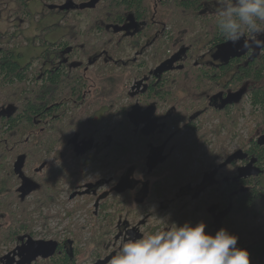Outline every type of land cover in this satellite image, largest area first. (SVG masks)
I'll return each mask as SVG.
<instances>
[{"label":"flooded vegetation","instance_id":"af4514ba","mask_svg":"<svg viewBox=\"0 0 264 264\" xmlns=\"http://www.w3.org/2000/svg\"><path fill=\"white\" fill-rule=\"evenodd\" d=\"M17 1L14 0L16 8L11 14L20 24L11 32L0 33V54L4 52L3 50L11 52V62L26 74L24 78L26 86L36 83L37 86L44 88L49 78L48 74L55 71L64 72L67 76H59L66 84L64 90L60 88L61 92L58 91L54 98L52 116L47 119L46 116L39 115L34 121L33 130L37 131L38 137L35 143L41 154L38 165L29 166L25 154L20 151L15 152L17 155L13 159V144L3 138V131L0 130V177L3 175L14 177L8 184L0 186V195H12L16 201L23 203L32 200L33 195L37 193L43 194L44 185L48 180L49 183L52 181L54 186L52 192L54 202L48 207H42L36 215L38 219L31 221L27 228L23 229L21 225L12 227L11 221L6 220L5 215L0 213V234H5L0 235V264H107L108 254L120 246L125 233L140 237L157 229L163 230L165 226L159 224L153 215L157 217L164 215L168 218V223H175L177 226L184 223L190 226L204 223L206 234L213 236L221 228L235 236L243 230L241 232L243 234L237 236V247L249 253L250 264H264V215L255 222L256 231L261 229L257 234H254L252 220H246L245 228L239 229L240 222L234 218L236 215L234 201L246 190L244 186L238 187L239 181L258 176L255 174L258 171L256 163L251 159L245 162L237 161L240 158H233L234 155L242 158L245 154L234 149L232 152L228 151L229 156L220 159L218 164L207 166L205 156L211 146L204 144L193 154V163H196L195 154L202 150V159L195 173H190L192 163L189 166L190 176H186L181 186L172 187L165 197L155 194L158 184L156 181L160 178L156 176L157 166H154V163L172 154V139L184 136H187L188 140L194 139L198 132V122L195 121L194 129L183 126L177 132L174 125L168 128L172 112L170 106L160 105L155 108L153 104L143 105L140 101V97L149 87L151 77L138 79L132 77L118 84L116 78L119 72L123 73L126 65V59L123 60L120 55L113 57L108 50L101 49L86 59L82 57L74 48L76 41L74 24L78 21L76 15L79 8L75 3L65 2L64 5L72 10L65 12L61 11L64 5L62 6L59 0L57 4H49L46 0H29L26 3V12L29 14L25 13L24 18H20L15 15L18 9ZM37 1L42 4L41 15H46V12L50 14L46 24L52 18L57 21L44 26L40 33L33 37L32 42L36 43L41 51L36 57L24 60L21 47L27 38L22 33V26L29 17H32L31 4L34 5L38 3ZM204 8V12L214 13L213 10H208V4H205ZM66 17H72L73 20L68 21ZM86 24L87 21L85 26ZM85 26L79 27L81 31L85 30ZM138 27L140 25L128 15L125 25L117 31L122 36H131ZM61 31L65 33L62 34ZM52 35H57L54 40L51 38ZM40 37L47 41L46 46L39 43ZM68 39L73 40V43L65 45ZM232 47L234 48V45L228 41L219 44L202 52L198 62L220 66L232 58L228 57L233 54ZM129 51L133 52L135 58L142 56L141 53L130 49ZM237 52L242 54L246 51ZM167 54L172 58L175 53L169 50ZM206 56L211 57V60L203 61ZM37 57V60L34 59ZM137 63L140 64V61ZM171 65L166 63L161 68H169ZM114 67L115 70L109 71ZM109 73H112L111 76ZM4 79L0 72V128L3 127L1 124H4L5 130L8 129V121L17 114L15 107L17 104L10 99L6 90L10 85ZM108 80L115 83L117 91L113 93L110 91L109 87L112 84H108ZM97 81L102 83L105 81L101 89L98 88ZM74 82L80 83L79 97L78 90L72 85ZM114 94L121 99L117 103V115L110 121V126L117 123L118 146L115 159L117 171L123 172L108 181L98 178L91 182L89 179L100 172L99 170L95 174L90 173L95 157L97 160L108 159L107 152L111 139L108 135L109 123L105 114L107 112L105 100ZM214 96L209 98V104L221 108L226 102L234 101L237 95L228 89L225 93L218 91ZM125 106L130 107L126 118L121 114ZM79 114L85 119L81 124H78L76 118ZM192 118L195 117H191L190 121L194 120ZM53 122L57 124H52ZM62 130L67 132L63 139L60 134ZM93 131L96 133L94 137ZM30 135L31 133L27 132L19 145L16 144L25 147L31 142ZM50 136H53L54 140H48ZM177 158L182 160L183 155L177 154ZM199 168H203L204 171L196 177ZM35 173L38 174V178L32 176ZM66 179H70L69 184H63ZM77 179L79 181L75 183ZM114 180L117 182L115 186L99 191L102 184L108 187V183ZM173 184L174 181H170L169 185ZM227 187L231 189L227 190L228 198L231 200L228 205L221 206L217 201L209 202L208 195L212 190L216 191L215 195L221 196ZM49 189L46 188L47 191ZM114 195L119 201L117 206L111 203ZM10 207L14 209L19 206L18 203H14ZM116 209L119 211L116 219L110 220L108 218L110 212ZM256 247L261 249L257 253L254 251Z\"/></svg>","mask_w":264,"mask_h":264},{"label":"trees","instance_id":"16d2710c","mask_svg":"<svg viewBox=\"0 0 264 264\" xmlns=\"http://www.w3.org/2000/svg\"><path fill=\"white\" fill-rule=\"evenodd\" d=\"M29 0H18V9L15 15L24 18L26 12V3ZM65 2H73L79 8L77 14L84 17L87 21L85 30L79 28V21H76V41L74 48L82 54L86 59L90 55L93 56L101 49L108 50L110 56L125 53L132 50L141 53V57H129L126 59L123 73L119 72L116 78L124 76L121 81L134 78L151 77L148 82V89L140 97L143 105L153 104L155 108L160 105L170 106L172 109L170 126H176L177 132L183 126L194 129L198 122V132L194 139L188 140L187 136L178 139H172V154L163 158L157 164L156 176L160 180L156 181V191L154 192L161 197H165L169 190L173 187L181 186L189 173V166L194 162L193 154L204 144L210 145V149L205 156L206 165L218 164L220 159L229 156L226 147V141L230 137L236 136V111L241 105L243 98L248 96L250 111L256 119V131L259 132L250 137L246 142L241 143V150L244 157L237 159L242 162L252 160L258 168V176L244 178L246 180L239 181L238 187H246L234 201L235 216L234 218L240 222L239 229L245 228V221L252 220L254 234L256 231V221L262 219L264 215V48L257 51H248L230 58L220 66L202 64L198 62L202 52L213 49L215 46L226 42L222 34L218 30V16L215 13L204 12L205 0H64ZM64 4H62L63 6ZM154 9V10H153ZM70 9L65 5L61 7V11L68 12ZM47 11V9H44ZM72 11V10H70ZM128 15L133 17V21L138 23L140 27L131 36H122L117 31L122 28ZM68 18V19H67ZM68 21L73 18L66 17ZM71 23V22H69ZM168 28V29H167ZM247 38V37H246ZM39 43L43 46L47 45V41L39 38ZM73 40L68 39L65 45L72 44ZM64 45V46H65ZM171 50L173 56L180 54L178 59L169 67L161 68L171 59L167 52ZM0 54V72L4 75V81L9 83L7 87L10 99H12L17 107V114L12 116L8 121V129L3 131L4 137L8 142L13 144L12 158L16 157V151L25 154L27 164L36 166L41 161L40 148L36 146L38 137L34 126V121L39 115L50 118L53 112L54 98L58 91H63V78L59 76H67V74L52 72L48 74L46 86L41 88L37 84L26 86L24 71L19 69L16 64L11 62V52L3 50ZM172 56V57H173ZM34 59H38L34 58ZM140 61V64L137 62ZM137 67L139 69H137ZM111 69H116L110 68ZM137 69V70H136ZM37 77V75H34ZM115 80V82H116ZM27 81L28 78H27ZM60 81V83H58ZM122 84V83H121ZM75 89L78 90L77 96H80L81 89L78 87L79 82H74ZM28 87V88H27ZM61 88V90H59ZM187 89L188 95L184 97L178 96L179 90ZM230 89L234 91L236 99L226 102L223 107L216 108L209 104V98L214 96L218 91ZM217 97V96H214ZM121 99L120 96L110 95L105 104L107 112L109 128L108 135L111 144L108 148V159L97 160L96 157L91 164L90 173L95 174L100 170L115 169L113 159L117 153L116 124L110 126V121L117 115V103ZM7 104L9 101L6 102ZM12 107V106H11ZM14 107V106H13ZM130 109L125 106V110L121 113L126 118V114ZM118 112V111H117ZM209 115H218L221 119L220 123L213 124L209 129H204V117ZM194 119L190 121L191 117ZM83 115L76 116L78 124L84 122ZM208 117V118H209ZM4 122V121H3ZM2 123V122H1ZM52 124H57L53 122ZM225 131V135L222 133ZM31 133L27 145H19L26 133ZM87 132V131H85ZM227 133L230 137H227ZM62 139L67 132H60ZM95 136V131L92 132ZM259 136V137H258ZM54 140L53 136L48 140ZM34 141V143L32 142ZM18 143V145L16 144ZM33 143V144H32ZM62 144V142H60ZM177 154H182L183 159L179 160ZM255 161V162H254ZM233 162V161H232ZM100 163V165L98 164ZM204 171L203 168L198 169L199 176ZM36 178L38 174L35 173ZM194 176V177H195ZM192 179V176L190 177ZM14 180L13 176L3 175L0 177V186ZM240 180V179H239ZM70 179L63 181L69 184ZM79 181L75 180V183ZM170 181H174L173 185H169ZM51 183L44 185V193L33 195L32 200H26L19 203L11 195H0V213L5 215L6 220L11 221L12 227L23 226L27 228L28 224L38 219L36 216L42 207H48L54 202L52 192L54 186ZM50 188L48 191L46 188ZM226 188L222 195H215L214 190L211 194L209 202L217 201L221 206H226L229 200ZM7 197V198H5ZM159 197V196H158ZM14 203H18L19 207L12 209L10 207ZM112 204L117 206L119 203L116 195L113 196ZM115 214L119 213L116 209ZM116 217V216H115ZM110 220L114 219L109 214ZM243 232V230L241 231ZM239 232L237 236L243 233ZM0 235L4 236V233ZM257 253L260 247L254 248ZM259 249V250H258ZM257 250V251H256Z\"/></svg>","mask_w":264,"mask_h":264},{"label":"clouds","instance_id":"9594fccd","mask_svg":"<svg viewBox=\"0 0 264 264\" xmlns=\"http://www.w3.org/2000/svg\"><path fill=\"white\" fill-rule=\"evenodd\" d=\"M205 3L218 16V30L226 41L241 51L264 48V0ZM153 218L163 230L140 237L125 233L120 246L108 254L107 264H250L249 253L237 247L238 237L223 228L213 236L206 234L204 223L177 226L168 218Z\"/></svg>","mask_w":264,"mask_h":264},{"label":"rangeland","instance_id":"374dc122","mask_svg":"<svg viewBox=\"0 0 264 264\" xmlns=\"http://www.w3.org/2000/svg\"><path fill=\"white\" fill-rule=\"evenodd\" d=\"M61 4H64L65 1L64 0H59ZM2 2V3H1ZM38 2V1H37ZM47 3L49 4H57L58 0H46ZM0 3L2 4V8L0 9V33H5V32H11L15 29L16 25H19L20 23L12 16V10L16 8V4L14 3V0H0ZM208 10H213L211 7H209ZM30 11L33 13L32 17H29V19L27 20V22L23 23L22 26V33L24 35V37L27 38V41L24 40L22 43V47H21V51L23 53L24 56V60H30L32 57H36L41 49L39 48V46L36 43L32 42L33 37L37 34L40 33V30H42V28L44 26H48V24L54 23L57 21V19L52 18L50 20H48L47 22V18L50 17V14H47L48 12H46V15H41L42 13V4L40 2L35 3L34 5L31 4V8ZM76 20L80 21L79 27H84L86 20L81 17L76 15ZM64 28V27H63ZM66 30V29H64ZM61 33H65V31H61ZM57 35H52L51 38L54 40L56 38ZM35 45V46H34ZM121 56V58L123 60L129 58V57H133V52L131 51H127L124 54H119ZM211 60V57L206 56L203 61H208ZM116 73V72H115ZM110 76L112 73H109ZM108 74V75H109ZM115 75V74H114ZM109 77V76H108ZM124 76L120 77L121 79ZM119 78V83L121 84L123 81H121ZM108 79V78H107ZM110 79V77H109ZM113 81H115L113 79ZM113 81H109L108 80V84H112L110 88V91L113 93L115 91H117L116 85ZM98 85V88L101 89V87L103 86V84L105 83V81L96 82ZM114 87V89H112ZM112 89V90H111ZM187 93V89L184 90H179L178 91V96L179 97H183L185 96ZM209 115L207 114V116L204 117V123H203V127L204 129H209L213 124H217L221 122V119L218 117V115H211L209 118ZM176 129V126H174ZM235 134L236 136H233L232 138L230 137V134L227 133V137H230V139L228 138V140L226 141V147L228 149V151L232 152L234 149H239L241 147V143L243 141H247L250 137H252L253 135H255V133L257 134L259 132V130L256 131V119L252 116L251 111H250V104H249V100H248V96H246L245 98H243L241 105L238 107V110L236 111V127H235ZM222 135H225V131L222 133ZM206 149V148H205ZM205 149L203 151H205ZM202 150H200L199 152H197L195 154L194 159L197 161L196 163H193L190 167V173H195L196 168L199 166V161L202 159V155H201ZM182 156V154H181ZM115 159V157L113 158ZM182 159V158H181ZM141 163H143V161H141ZM113 164L115 165V169L114 170H106V172L103 170L101 173L96 174L92 177L94 178H90L89 181L91 182H95V179H107L110 180L112 177H118V175H120L122 172L121 171H117V164H116V160L113 161ZM124 170L126 171V168H124ZM117 175V176H116ZM116 180V179H115ZM113 181L112 183H108V187L106 185L102 184L101 190L99 191H105L106 189H109L113 186H115V184L117 183L116 181ZM159 203V202H158ZM159 208V204L157 205L156 209L158 211ZM114 211V210H112ZM116 211L114 212H110V215H113V218L116 219V215L115 214ZM158 217H165L164 215H159Z\"/></svg>","mask_w":264,"mask_h":264},{"label":"water","instance_id":"95a60500","mask_svg":"<svg viewBox=\"0 0 264 264\" xmlns=\"http://www.w3.org/2000/svg\"><path fill=\"white\" fill-rule=\"evenodd\" d=\"M238 48H239V45H236V46H234V48L232 47V49H233V54H230V56H228V57H234V56H238V55H240L241 53H238L237 52V50H238ZM232 49H231V51H232ZM258 50V49H257ZM256 50V51H257ZM236 51V52H235ZM221 52V51H220ZM243 52V51H242ZM178 56H180V54H178V55H175V56H173L167 63L168 64H173L177 59H178ZM158 155H160V153H157ZM233 158H241V157H238V155H234L233 156ZM161 160H163V158H161ZM159 162H161V161H156L155 163H154V166H156L157 164H159ZM244 170H246V169H244ZM255 174H258V171L257 172H255Z\"/></svg>","mask_w":264,"mask_h":264}]
</instances>
